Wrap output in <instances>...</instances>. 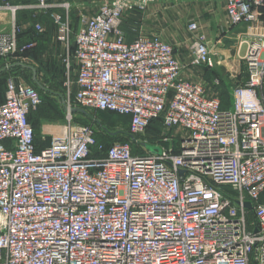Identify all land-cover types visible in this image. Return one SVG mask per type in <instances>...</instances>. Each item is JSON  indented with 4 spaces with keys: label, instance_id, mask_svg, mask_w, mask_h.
<instances>
[{
    "label": "built area",
    "instance_id": "1",
    "mask_svg": "<svg viewBox=\"0 0 264 264\" xmlns=\"http://www.w3.org/2000/svg\"><path fill=\"white\" fill-rule=\"evenodd\" d=\"M34 1L61 13L50 17L75 74L65 82L74 108L128 116L132 137L154 122L173 133L155 152L134 154L130 143L105 145L73 122L69 104L64 126L38 141L29 115L41 96L9 78L0 103V264H264V0H225L230 26H256L246 81L227 108L202 81L182 77L167 41L141 33L127 41L125 17L154 0H111L76 30L68 0ZM0 2L12 15L20 9ZM16 40L14 28L0 31V60L21 51ZM210 54L195 36L190 66L212 67Z\"/></svg>",
    "mask_w": 264,
    "mask_h": 264
},
{
    "label": "crops",
    "instance_id": "2",
    "mask_svg": "<svg viewBox=\"0 0 264 264\" xmlns=\"http://www.w3.org/2000/svg\"><path fill=\"white\" fill-rule=\"evenodd\" d=\"M2 1V0H1ZM7 3H14L20 9L34 8V0H4ZM71 4L70 18L73 30L78 29L81 18L90 16L87 11L95 10L104 3L111 0H68ZM1 3V2H0ZM99 5V6H98ZM93 10V11H94ZM9 11L0 10V15ZM56 12V13H55ZM86 12L87 14L83 13ZM33 15L34 24H40L42 27L48 25L51 20V14H58L57 11L50 10L47 14L37 9ZM15 14L13 15L14 18ZM74 18V19H73ZM30 20V19H29ZM18 23L24 27L31 26L32 22L21 21ZM195 23L197 30L191 33L188 25ZM256 26L241 24L238 26H230L225 13V0H154L143 11H135L126 16L123 21V31L125 32L127 41L131 42L135 39L137 33L148 36H157L172 45L174 56L179 64L183 67L182 77L191 81H202L208 86L209 92L217 87H211L212 82L218 79L223 80L228 86L229 83L224 79L226 75L233 72L236 75V60L233 58L235 54L236 41H242L243 52L241 54V46H239V58L244 56L246 43L250 42L252 35L256 32ZM43 34V33H41ZM41 36V35H40ZM195 36L203 37L211 50L212 67L190 66L192 43ZM228 40V41H227ZM227 41L226 45L222 44ZM245 42V44H244ZM29 42L25 43L28 44ZM30 50L38 49L40 60L49 61L56 59L61 61L65 56V47L57 42L56 31L54 36L49 34L41 36L36 42L32 43ZM218 45H221L220 47ZM240 45V44H239ZM233 59V60H232ZM29 60V59H28ZM7 60H0V67H7ZM63 64V63H62ZM32 79L36 73L31 71ZM35 75V76H34ZM42 76V74L40 73ZM224 77V78H223ZM222 84V89L225 85ZM210 88V89H209ZM219 96V95H217Z\"/></svg>",
    "mask_w": 264,
    "mask_h": 264
},
{
    "label": "rangeland",
    "instance_id": "3",
    "mask_svg": "<svg viewBox=\"0 0 264 264\" xmlns=\"http://www.w3.org/2000/svg\"><path fill=\"white\" fill-rule=\"evenodd\" d=\"M9 4L15 6L14 3L10 2ZM93 10L87 11L88 14H92L93 12H95V10L94 11ZM36 11L37 9L35 8L18 9L15 12L14 18L11 12H7L6 15L4 14L0 15V31L9 32L12 30V28H14L15 31L17 32L16 47L19 50L21 49V51L19 52H23L24 50L30 49V48H26L22 50V47L27 46L29 44L33 45L32 43L36 42L41 36H43V34L45 36L49 34H52L54 36L55 34L56 28H55V24L52 18H50L51 20L48 21L49 22L48 25L43 26V29H44L43 34H39L35 31L33 15L35 14L34 12ZM83 13L87 14L86 12H83ZM19 17L21 21L28 20V22H32L31 23L32 25L24 27L21 23H18ZM259 28H262V30L264 29V16L262 17L261 25ZM27 42L29 43L25 44ZM226 42L223 41L221 45L222 44L226 45L227 44ZM20 44H24V46L19 47ZM239 44H240V41H236V44L234 46L235 52L231 53L232 55L235 54L234 55L235 57L233 59L236 60V66H237L236 75L234 73V69L232 70L233 72L231 73V75L230 74L226 75V78L224 80L229 83L228 86L225 84V82H223V80L220 81L218 78L217 80H219V84L217 86V89H214L213 92L211 90L209 93L210 95H214V94L219 95L218 97L221 103L225 106H229L231 103V93H232L233 87L235 85H242L246 81L245 63L243 61V57L239 58V51L241 50V54H242L244 50H243V45L241 46V49L239 48ZM221 45H218V46L220 47ZM28 51L30 53L32 52V54H34L35 57L30 58V59L26 57L24 58L23 61H25L27 64L36 66V69L38 71V78L41 81V86L47 89L48 91H50V92H46L47 95L43 93V103L29 115V118L39 138L44 134H47V138H49L48 136H51L52 134L57 133L59 129L62 126H64V124L67 122V119H66V116L68 114L67 107L70 103H72L74 85L70 84L67 88V86L65 85V82L67 78L70 81H72L74 79L75 74H74V71L72 70V67L69 73H67V71L65 70L64 64H62L61 61H57L56 59H50L49 61L40 60L38 49L34 50L33 48L31 49V51L30 50ZM13 56L9 57L7 62L10 59H13ZM17 60L18 59H13V61H17ZM40 73L42 74V76L40 75ZM9 78H13L16 82L30 85L27 82V80L24 79V77H22L21 75L20 77H17V78L13 76ZM9 78H4L3 76L0 75V89L3 88V91L2 92L0 91V103L4 101L6 82ZM210 82H212L211 87L212 85L214 87L213 81L211 80ZM223 83L225 85L222 89ZM203 84L208 89L207 84H205L204 82ZM70 106L71 105H69V107ZM70 114H71L73 122H81V123L90 125L93 128L96 136L98 135L99 138L100 137L102 138L103 137L102 134H106L107 132L110 133V135H113V134L115 135L117 133L126 134V131L128 129L129 118L127 116L120 117L119 115L115 113L105 112V111H94V110L89 111L88 116L80 112H75V113L70 112ZM172 133L173 131L171 130L163 131L162 126L156 123L152 127H150V129L145 131L143 135L133 137V139L127 137L129 141H126L125 139L124 140L127 143L131 142L130 144L132 148H134V145H136L138 141H142L143 139H147L151 143H159V141L161 140L162 134L171 135ZM121 140H123L122 136H118L115 138L114 141L117 143L118 142L120 143ZM47 142H48V139H47ZM137 149L139 148L137 147Z\"/></svg>",
    "mask_w": 264,
    "mask_h": 264
},
{
    "label": "trees",
    "instance_id": "4",
    "mask_svg": "<svg viewBox=\"0 0 264 264\" xmlns=\"http://www.w3.org/2000/svg\"><path fill=\"white\" fill-rule=\"evenodd\" d=\"M21 46H24V44H20L19 47ZM34 58L35 55L32 54V52L30 53L28 50H24L23 52H17L14 56H13V59H18L17 61H13V59H10L8 62H7V67H0V75L3 76L4 78H9V77H20V75L22 77H24V79L27 80V82L35 88V90L38 91V93L40 94L41 96V101L43 103V93L46 94V92H50L48 91L47 89L43 88L41 86V81L40 79L38 78V71L36 69V66L35 65H30V64H27L24 60V58ZM34 70L35 73H36V76L34 79H32V74H31V71ZM0 91L2 92L3 91V88L0 89ZM47 95V94H46ZM41 103V104H42ZM71 107L73 108L75 105L73 103V96H72V103H70ZM222 107L223 108H227L228 106H225L222 104ZM84 115L88 116L89 114V111L85 110V113H83ZM120 116V115H119ZM121 117V116H120ZM128 117V116H127ZM129 118V117H128ZM129 121H130V118H129ZM31 122V121H30ZM81 123V122H80ZM158 123L160 125L159 122H154L150 127H152L154 124ZM84 124V123H83ZM150 127L148 129H150ZM147 129V130H148ZM34 132H35V135H36V138L38 139V141L40 140L37 132L35 131V128H34ZM107 132V131H106ZM123 134V135H122ZM117 133V134H113V135H110V133H106V134H102V138L97 135L96 137H98L97 139L99 141H101V143L105 144V145H109L111 143H114L115 141V138L118 137V136H122V139L121 142H126V141H129V138H131V136L129 135V132H128V129L126 131V134L124 133ZM121 139V138H120ZM126 141H125V140ZM143 140H147V139H143ZM48 142L46 141L44 144H47ZM131 143V142H130ZM142 142L140 141V143H137L136 145H134V148H132V151L134 154H144V151L142 149H140V146H143L141 144ZM145 144H148L150 146H153L154 147V143H151L147 140V143ZM137 147L139 149H137ZM144 147V146H143ZM145 148V147H144ZM155 148V147H154ZM146 149V148H145Z\"/></svg>",
    "mask_w": 264,
    "mask_h": 264
},
{
    "label": "water",
    "instance_id": "5",
    "mask_svg": "<svg viewBox=\"0 0 264 264\" xmlns=\"http://www.w3.org/2000/svg\"><path fill=\"white\" fill-rule=\"evenodd\" d=\"M33 72H34V70H33ZM35 76V75H34ZM70 112H73V113H75V112H80V113H85V111L84 110H81V109H78V108H71L70 109ZM131 138L133 139V137L131 136ZM149 152H155V148L153 147V146H150V145H148V144H145V143H143L142 144ZM245 206L247 207V208H250V203H245Z\"/></svg>",
    "mask_w": 264,
    "mask_h": 264
},
{
    "label": "bare ground",
    "instance_id": "6",
    "mask_svg": "<svg viewBox=\"0 0 264 264\" xmlns=\"http://www.w3.org/2000/svg\"><path fill=\"white\" fill-rule=\"evenodd\" d=\"M245 44V43H244ZM243 45V44H242Z\"/></svg>",
    "mask_w": 264,
    "mask_h": 264
}]
</instances>
